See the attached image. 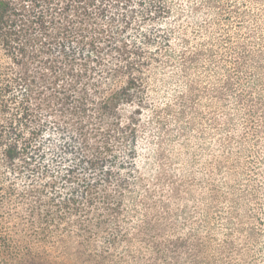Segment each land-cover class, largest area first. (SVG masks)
I'll return each mask as SVG.
<instances>
[{"label":"trees","instance_id":"16d2710c","mask_svg":"<svg viewBox=\"0 0 264 264\" xmlns=\"http://www.w3.org/2000/svg\"><path fill=\"white\" fill-rule=\"evenodd\" d=\"M245 2L137 0L146 20L159 21L151 35L144 31L137 37L128 33L131 0H0V40L12 60L0 82V99L8 96L2 106L9 112L0 126V215H41L37 226H42L21 235L0 224V264H60L48 262L38 248L55 237L48 230L54 215H179L171 203L194 187L207 193V208L199 215H228L222 217L227 231L215 236L219 254L234 264L236 245L228 227L243 215H257L262 189L260 184L237 186L239 172L226 155L234 133L229 129L220 140L221 154L206 152L204 170H168V155L160 144L154 146L170 122L185 139L203 119L218 127L217 113L229 99L246 124L244 138L264 134V48L230 47L232 72L217 85L201 87L191 73L200 61L212 62L216 53L197 46L192 51L175 27L183 21L210 25L230 14L239 16ZM251 59H257L254 69ZM155 62L173 66L181 88L150 109L160 136L148 137L144 143L151 147L140 154L138 125L148 106L144 103H150L146 74ZM202 99L216 104L201 109ZM228 201L231 208L219 207ZM205 218L208 223L212 217ZM150 221L156 219L144 218L135 234L157 248ZM82 242L84 249L99 254L89 259L93 264L126 261L123 253L101 255L126 246L124 236H102L93 244L85 235Z\"/></svg>","mask_w":264,"mask_h":264},{"label":"rangeland","instance_id":"374dc122","mask_svg":"<svg viewBox=\"0 0 264 264\" xmlns=\"http://www.w3.org/2000/svg\"><path fill=\"white\" fill-rule=\"evenodd\" d=\"M136 1L131 0L132 7L128 16L132 28L128 33L139 37L140 33L146 31L151 35L159 26V21L155 22L157 18H151L155 21L146 20L150 19L149 16ZM240 11L239 16L230 14L215 24L192 25L186 21L175 24L176 31L185 37L192 51L197 48H211L212 52L216 53L212 62L202 60L192 71V77L199 86L217 85L228 71L232 72L233 64L228 53L230 47H235L234 50L237 51V46L245 44L247 49L253 52L264 48V0H246ZM171 43L175 45L176 39ZM10 57L0 40V82L5 78L8 65L12 62ZM162 60L166 62V57L161 56L160 61ZM255 65L257 59H251L252 69ZM262 65H264V57ZM156 66L162 67L157 69ZM176 72L173 66L164 67L163 64L159 65V62H155L154 67L146 74L148 79L146 98L150 103H144L148 106H144L146 110L140 115L138 125L140 154L144 147H151L144 143L149 139L148 137L157 139L160 136L150 109L153 105H162L173 91L181 88ZM261 73L264 76V68ZM260 92L264 98V90ZM13 94L18 100L20 95L17 92ZM7 97L0 99V126L5 125L9 116V112L2 106ZM215 104H210L208 99H202L200 107L206 110L207 107H214ZM233 106L234 102L229 99L217 113L220 123L218 127L213 126L209 119H203L188 131L186 139L178 135L176 123H168L170 125L167 134L162 138L159 137L157 142L159 140L161 142L156 143L154 147L160 144L168 155L164 162L168 170L177 172L185 169L204 170L202 163L206 152L221 154L220 140H223L225 133L231 129L234 140L226 147L228 151L226 155L230 157L229 163H232L230 167L239 172L235 178L237 186L242 187L247 183L262 186L259 195L261 205L257 215H243L237 222L233 221L231 228L228 227L232 230L230 239L236 245V251L232 255L235 260L233 263L264 264V134L257 140L250 136L244 138L246 124L244 125L241 112L235 111ZM228 116L232 118L230 124H227ZM191 158H195L196 162H191ZM150 162L152 165L155 164V159L152 158ZM165 189L168 190L169 187ZM182 196L181 201L172 202L170 206L174 212L178 208L179 215H57V217L54 215L55 220L48 230L55 233V237L38 248L44 252L48 262L93 264L89 259L99 254L81 246L85 235L90 237L93 244H96L97 239L102 236H110V239H123L124 236L128 239L126 246L101 253L103 256L112 254L119 257L121 253L125 255L126 261L113 264H232L219 254L217 245L219 239L215 236V233L221 236L222 232L227 231L222 217L228 215H199L202 209L207 208L208 203L205 199L207 193L203 188H191L189 193H183ZM219 207L231 208V203L222 202ZM185 208L186 211H183ZM39 216L41 215H0V224L2 229L26 234L28 231L42 227L37 226ZM207 216H211L213 221L204 222ZM146 217L156 219L150 221L152 224L150 234L158 236L157 248L139 240L135 234L136 228ZM60 239L63 242H60ZM113 259L117 260L114 257Z\"/></svg>","mask_w":264,"mask_h":264}]
</instances>
